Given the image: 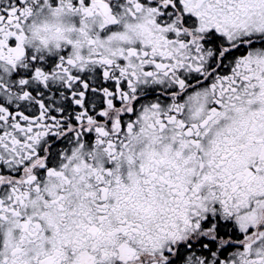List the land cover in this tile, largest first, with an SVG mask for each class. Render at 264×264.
I'll use <instances>...</instances> for the list:
<instances>
[{
	"label": "snow or ice",
	"instance_id": "1",
	"mask_svg": "<svg viewBox=\"0 0 264 264\" xmlns=\"http://www.w3.org/2000/svg\"><path fill=\"white\" fill-rule=\"evenodd\" d=\"M0 264H264V0H0Z\"/></svg>",
	"mask_w": 264,
	"mask_h": 264
}]
</instances>
